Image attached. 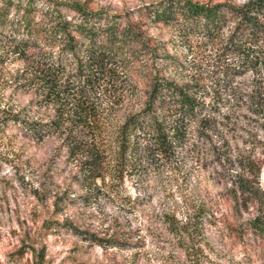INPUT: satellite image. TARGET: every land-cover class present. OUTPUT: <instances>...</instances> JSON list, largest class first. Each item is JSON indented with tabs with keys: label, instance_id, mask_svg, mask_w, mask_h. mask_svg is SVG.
I'll return each instance as SVG.
<instances>
[{
	"label": "rangeland",
	"instance_id": "1",
	"mask_svg": "<svg viewBox=\"0 0 264 264\" xmlns=\"http://www.w3.org/2000/svg\"><path fill=\"white\" fill-rule=\"evenodd\" d=\"M80 1L135 20L159 0ZM236 23L208 34L147 21L156 51L108 64L86 90L73 56L48 75L34 64L39 48L30 58L0 36V264H35L40 253L44 264H264L248 228L260 205L241 187L264 191V32ZM153 73L201 104L187 117L156 110L159 124L135 130L126 152L117 129L145 107ZM54 117L61 128L48 134L25 125Z\"/></svg>",
	"mask_w": 264,
	"mask_h": 264
},
{
	"label": "trees",
	"instance_id": "2",
	"mask_svg": "<svg viewBox=\"0 0 264 264\" xmlns=\"http://www.w3.org/2000/svg\"><path fill=\"white\" fill-rule=\"evenodd\" d=\"M263 11L264 0H253L244 6L221 0H159L136 12L135 20H128L106 8L94 9L80 0H0V36L19 47L25 55L29 54L26 52L30 48H39L41 52L34 64L48 75L59 73L63 58L73 56L77 61V88L86 90L94 82L92 78L96 79L97 75L108 70V64L129 66L156 51L153 37L144 25L147 21L184 30L197 27L212 34L220 32L233 17L237 20V32L255 34L264 32L259 15ZM27 56L34 58L33 55ZM149 90L145 107L117 129L126 152L136 144L135 130L153 129L152 123L159 124L154 116L156 110H168L173 105L178 113L187 117L201 104L183 86L157 73H153ZM81 118L82 125L92 122L89 115ZM14 121L18 123L20 119ZM25 125L44 135L58 131L61 120L54 117L48 121H25ZM154 130L159 131L158 139L162 145L166 139L161 136L162 130ZM241 187L260 205L259 213L248 223V228L264 245V191L248 179L241 181ZM170 221L177 230L182 229L179 223ZM51 222L47 221L48 229L53 227ZM69 227L84 240L102 245L109 243L88 230L74 225ZM186 230L189 233L185 240L193 234L191 229ZM35 264H44L42 253Z\"/></svg>",
	"mask_w": 264,
	"mask_h": 264
}]
</instances>
